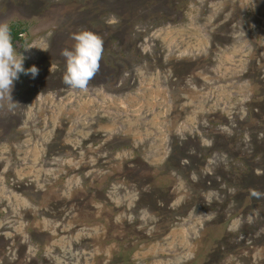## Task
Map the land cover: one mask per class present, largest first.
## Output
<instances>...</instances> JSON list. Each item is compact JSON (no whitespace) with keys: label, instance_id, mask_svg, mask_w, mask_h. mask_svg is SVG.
Returning a JSON list of instances; mask_svg holds the SVG:
<instances>
[{"label":"rangeland","instance_id":"374dc122","mask_svg":"<svg viewBox=\"0 0 264 264\" xmlns=\"http://www.w3.org/2000/svg\"><path fill=\"white\" fill-rule=\"evenodd\" d=\"M0 24L39 69L0 93V264H264V0H0ZM82 29L87 92L60 55Z\"/></svg>","mask_w":264,"mask_h":264},{"label":"clouds","instance_id":"9594fccd","mask_svg":"<svg viewBox=\"0 0 264 264\" xmlns=\"http://www.w3.org/2000/svg\"><path fill=\"white\" fill-rule=\"evenodd\" d=\"M70 39L73 41L71 46L65 47L60 52L65 65L62 76L63 83L68 86L69 90L87 92L89 81L99 68L103 40L94 32L85 29L72 33ZM30 48L32 47L28 46L27 49ZM41 50L46 51V47ZM17 55L22 56L14 51L8 25L0 24V93H6L10 100L13 82L19 78V74H30L34 79L39 72V69L34 65L25 69L23 66L24 57L19 60Z\"/></svg>","mask_w":264,"mask_h":264},{"label":"trees","instance_id":"16d2710c","mask_svg":"<svg viewBox=\"0 0 264 264\" xmlns=\"http://www.w3.org/2000/svg\"><path fill=\"white\" fill-rule=\"evenodd\" d=\"M23 32L19 30L16 27H11L10 28V36H11V42H16V41H21L23 40L22 35Z\"/></svg>","mask_w":264,"mask_h":264}]
</instances>
